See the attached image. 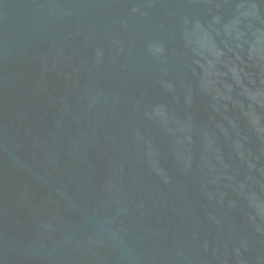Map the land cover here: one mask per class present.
I'll return each instance as SVG.
<instances>
[{"label":"water","instance_id":"water-1","mask_svg":"<svg viewBox=\"0 0 264 264\" xmlns=\"http://www.w3.org/2000/svg\"><path fill=\"white\" fill-rule=\"evenodd\" d=\"M0 264H264V0H0Z\"/></svg>","mask_w":264,"mask_h":264}]
</instances>
